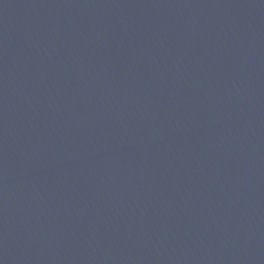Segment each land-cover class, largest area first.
Segmentation results:
<instances>
[{
  "label": "water",
  "instance_id": "95a60500",
  "mask_svg": "<svg viewBox=\"0 0 264 264\" xmlns=\"http://www.w3.org/2000/svg\"><path fill=\"white\" fill-rule=\"evenodd\" d=\"M0 264H264V0H0Z\"/></svg>",
  "mask_w": 264,
  "mask_h": 264
}]
</instances>
